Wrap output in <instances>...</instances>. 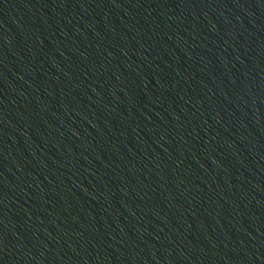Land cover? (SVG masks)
Here are the masks:
<instances>
[{
    "label": "water",
    "instance_id": "obj_1",
    "mask_svg": "<svg viewBox=\"0 0 264 264\" xmlns=\"http://www.w3.org/2000/svg\"><path fill=\"white\" fill-rule=\"evenodd\" d=\"M0 264H264V0H0Z\"/></svg>",
    "mask_w": 264,
    "mask_h": 264
}]
</instances>
